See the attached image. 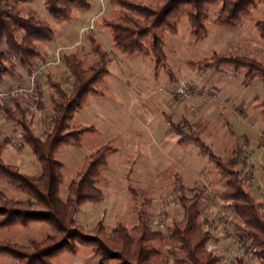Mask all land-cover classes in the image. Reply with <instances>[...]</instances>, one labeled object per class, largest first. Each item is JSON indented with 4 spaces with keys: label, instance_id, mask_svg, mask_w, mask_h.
I'll list each match as a JSON object with an SVG mask.
<instances>
[{
    "label": "rangeland",
    "instance_id": "1",
    "mask_svg": "<svg viewBox=\"0 0 264 264\" xmlns=\"http://www.w3.org/2000/svg\"><path fill=\"white\" fill-rule=\"evenodd\" d=\"M91 7L90 11H78L71 22L58 23L46 12L43 0L22 5L24 14H34L50 22L57 38L54 45H41L43 57L35 66L41 71L37 91L41 92L44 108L37 107L39 96L16 97L27 108L34 132L43 138L50 129L52 117L53 90L48 83L49 76L66 90L72 85L63 54L76 52L86 64L92 63L90 33L110 52L106 96L92 97L75 119L76 123L93 125L97 132L87 137L82 147L65 146L57 153V158L65 164L62 194L66 196L69 183L87 155L108 143L119 150L111 156L103 173L100 186L105 192L104 200L83 205L77 222L92 228L102 219L108 230L119 223L132 227L138 222L139 212L146 210L153 229L168 236L173 223L182 218L179 194L184 191L193 196L201 191L204 194L202 221L213 234L207 248L220 256L224 264H236L238 258H243L246 264H264V259L254 252L231 203L223 199L225 181L215 166L198 148L180 147L177 135L170 131L165 120V115L170 114L177 123L190 121L217 155L226 156L225 149L230 144L239 146L240 177L264 215V114L260 109L264 82L257 79L246 87L242 75H234L227 67L199 73L187 65L189 60L209 56L214 51L251 56L264 63V40L255 26L264 18L263 8L254 11L237 28L214 24L218 10L214 9L208 22L209 35L200 42L193 39L186 22L182 21L179 33L169 36L167 41L168 65L178 78L173 83L166 71L159 78L155 76L151 57L131 59L113 46L110 33L101 21L105 17H117L119 6L112 0H91ZM31 70L17 65L9 76L0 80V89L28 85ZM13 99L0 103V144L6 141L8 161L18 165L21 172L36 175L41 171L39 163L22 142L21 128L6 118L2 108V104L12 106ZM228 122L234 136L227 128ZM0 189L6 190L5 185L0 183ZM48 232L49 227L44 224L15 227L0 231V240L26 243L30 237L42 239ZM162 251L172 264L175 257L170 242ZM98 260L89 247L80 246L77 254H65L55 264H97Z\"/></svg>",
    "mask_w": 264,
    "mask_h": 264
},
{
    "label": "trees",
    "instance_id": "2",
    "mask_svg": "<svg viewBox=\"0 0 264 264\" xmlns=\"http://www.w3.org/2000/svg\"><path fill=\"white\" fill-rule=\"evenodd\" d=\"M30 1L0 0V80L9 76L17 65L25 70L34 68L43 57L41 45L56 40L50 22L23 13L22 5ZM43 3L46 12L58 23L72 21L78 11L92 8L91 0H43ZM112 3L120 7L119 15L102 18L101 24L110 33L113 46L131 59L151 57L155 76L159 78L166 71L173 83L178 78L168 65L167 41L169 36L179 33L182 21L193 39L200 42L209 35L208 22L216 8L213 22L221 27L237 28L260 7L264 16V0H112ZM255 26L264 40V18ZM88 41L94 57L92 63L86 64L76 52L63 54L72 78L70 90L48 78L53 90L52 117L45 137L36 135L27 108L17 98L12 106L2 104L6 118L21 128L22 142L28 145L41 171L36 175L21 172L6 157V141L0 144V183L6 188L0 189V231L44 224L49 232L42 239L30 237L26 243L0 240V264H55L65 254H77L80 246L89 247L99 257L97 264H171L162 251L167 242L172 245L175 257L172 264H224L220 256L207 248L213 234L202 221L201 191L193 196L184 191L179 194L182 218L173 223L168 236L153 229L146 210L139 212L138 222L132 227L119 223L108 230L102 219L92 228L77 222L83 205L104 200L105 192L100 186L103 173L111 156L119 151L108 143L87 155L69 183L66 196L62 194L65 164L57 158V153L65 146L82 147L87 137L97 132L93 125L76 123L75 118L92 97L106 96V80L110 76V52L93 33ZM187 65L199 73L227 67L234 75H242L246 87L257 79L264 82V63L251 56L214 51L209 56L189 60ZM40 97L41 92L36 104L43 109ZM260 109L264 114V100ZM165 120L182 148H198L215 166L225 181L223 199L231 203L254 252L264 259V215L240 177V147L230 144L225 149L226 156L217 155L190 121L177 123L170 114L165 115ZM227 128L234 136L229 122ZM236 264L246 263L238 258Z\"/></svg>",
    "mask_w": 264,
    "mask_h": 264
},
{
    "label": "built area",
    "instance_id": "3",
    "mask_svg": "<svg viewBox=\"0 0 264 264\" xmlns=\"http://www.w3.org/2000/svg\"><path fill=\"white\" fill-rule=\"evenodd\" d=\"M41 71L38 67H34L29 74V83L26 86H14L11 89H0V103L9 102L12 98L21 95H29L31 97H38L37 87L39 85V75Z\"/></svg>",
    "mask_w": 264,
    "mask_h": 264
},
{
    "label": "crops",
    "instance_id": "4",
    "mask_svg": "<svg viewBox=\"0 0 264 264\" xmlns=\"http://www.w3.org/2000/svg\"><path fill=\"white\" fill-rule=\"evenodd\" d=\"M73 21V20H72ZM69 22H71V21H69ZM58 35V34H57ZM56 38H57V36H56ZM56 43V40L54 41V42H52V43H49L48 45H54ZM45 45H46V43H45ZM92 99V98H91ZM76 119V118H75ZM76 122V121H75ZM82 124V123H81ZM170 128V127H169ZM171 131V130H170ZM181 147V146H180ZM191 147V146H190ZM189 148V147H188ZM5 151H6V149H5Z\"/></svg>",
    "mask_w": 264,
    "mask_h": 264
}]
</instances>
